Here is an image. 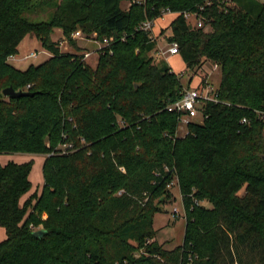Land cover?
Instances as JSON below:
<instances>
[{
    "label": "trees",
    "instance_id": "obj_1",
    "mask_svg": "<svg viewBox=\"0 0 264 264\" xmlns=\"http://www.w3.org/2000/svg\"><path fill=\"white\" fill-rule=\"evenodd\" d=\"M231 3L0 0V156H45L41 185L35 159L0 160V264H264V0ZM169 11L187 83L139 27ZM191 11L207 26L190 25ZM39 12L49 19L27 15ZM56 28L77 51V30L110 45L94 68L61 50ZM28 34L50 55L21 70L10 57ZM209 60L222 71L219 101L202 102L178 135L167 107ZM8 86L34 95L5 97ZM174 177L186 230L166 249L154 219Z\"/></svg>",
    "mask_w": 264,
    "mask_h": 264
},
{
    "label": "rangeland",
    "instance_id": "obj_2",
    "mask_svg": "<svg viewBox=\"0 0 264 264\" xmlns=\"http://www.w3.org/2000/svg\"><path fill=\"white\" fill-rule=\"evenodd\" d=\"M122 7L124 9H127L129 7L128 2H123ZM53 10V9H52ZM51 12V11H50ZM28 17L36 22L39 20H47L49 19V16L47 13H27ZM167 21V17L161 18L160 21H156L154 25V31H156L157 28L161 27L162 24H165ZM55 29V32L52 34V38L54 41L58 42L59 44L63 42L64 46H61V50L63 52H79L83 54L85 51L91 52V56L87 58L88 63L92 67H96L99 60V52L97 51L99 49V42L92 40L91 42L84 44H80L78 42L80 39L77 40V45L80 47L81 51H77V48L71 41H69L68 38L65 37L62 30ZM207 31L212 29L211 26H208ZM153 31V35H155V32ZM172 35V29H169L167 27H162L159 34L155 35L157 47L154 51V55L161 59H166L167 57L163 55L162 51H168V49L171 47V42L169 40V37ZM84 45V48L82 47ZM19 47V53L17 54L15 59H10V62L14 64L18 69H26L31 64H40L44 62L49 57V52L42 46L41 40L35 36L34 34H28L22 41ZM38 53L37 57L24 59L23 57L26 54L30 53ZM168 55V54H167ZM168 65L175 71L180 72L183 70V72H187V74L183 77L184 83L188 82L189 74L191 72H188L185 68L184 60L181 57H177V59L172 58L171 60L167 61ZM208 76L214 86H218L222 79V71L219 67H215V63L213 61L207 62L202 70L199 71L198 75L194 78L191 86L194 85V83L197 82L198 78L200 76ZM186 132V127L183 125L179 128L178 135H183ZM63 146V145H62ZM18 155L22 154H9V155H2L0 156L1 162H5V158L10 159H18ZM14 156V157H13ZM35 157V166H34V173H33V181H36V177L42 175V167L41 163L39 162L41 155H32ZM8 162V161H6ZM168 187L171 189V197L165 202L160 205V211L156 213L155 219H154V227L158 230L157 239L159 243H162L165 245L166 249H173L179 245H182L185 235V224H186V212L183 205V199L180 194L178 182L176 181V178L174 177L171 179L170 184ZM41 189V188H40ZM210 206V205H209ZM177 208L178 211L174 213V209ZM45 217V214L43 215ZM7 238V234L5 232V229L0 225V241L5 240Z\"/></svg>",
    "mask_w": 264,
    "mask_h": 264
},
{
    "label": "built area",
    "instance_id": "obj_3",
    "mask_svg": "<svg viewBox=\"0 0 264 264\" xmlns=\"http://www.w3.org/2000/svg\"><path fill=\"white\" fill-rule=\"evenodd\" d=\"M220 2V3H226L227 5L232 4L231 0H206V6L207 5H212L214 2ZM201 10H204V6L201 7ZM178 13H173L171 11L169 12H164L163 15L160 16V18L167 17V15H177ZM184 17L186 21L190 24L193 25L195 28H204L207 25H205V19L202 15V13L197 12V11H191V12H184ZM159 18V19H160ZM156 23V20H150L146 19L143 23L139 25L140 29L143 31H148L151 33L150 37L151 40H155L156 37L153 35L154 31V25ZM72 38L75 40H90L94 39L95 41H98L96 39V34H94L91 37H88L85 35V33L82 30H77L72 34ZM100 46L99 49L97 50L98 52L101 51L102 48L110 45L109 41L105 38L103 41H98ZM61 46L63 45V42L60 44ZM179 43L178 42H171V47L168 49V51H162L163 55L166 57L168 55H177L179 53ZM168 54V55H167ZM38 53H30L26 54L23 58L24 59H29L33 57H37ZM82 55V60L88 61L87 58L91 56V52L85 51ZM17 55H13L10 57V59H15ZM215 67H218V64L215 63ZM219 101L218 97V92H217V87L214 86L212 81L210 79L206 80L205 85H194L191 86L190 88L186 89L183 93V95L176 101L169 103L167 109L170 112L176 113L178 115V119H180V124L179 128L182 127L183 125L187 127L189 123L195 122L196 120H200L201 118V111H200V106L203 104L202 102L204 101ZM258 114L260 117L264 119V110H259ZM244 122L247 121V118L243 120ZM186 133V132H185ZM178 209H174V213L177 212ZM176 214V213H175Z\"/></svg>",
    "mask_w": 264,
    "mask_h": 264
},
{
    "label": "crops",
    "instance_id": "obj_4",
    "mask_svg": "<svg viewBox=\"0 0 264 264\" xmlns=\"http://www.w3.org/2000/svg\"><path fill=\"white\" fill-rule=\"evenodd\" d=\"M176 18V15H167V21H166V23L165 24H162L161 25V27H159V28H157L156 29V31H154L155 32V35H157V34H159L160 33V31H161V28L162 27H168V25L174 20ZM161 20V18L160 19H157L156 21H160ZM57 30H60V29H57ZM92 40H94V39H90V40H85V39H83V40H79L78 42H80V44L82 43V44H86V43H88V42H91ZM84 45H82V47L84 48ZM50 55V54H49ZM179 55L177 54V55H168L167 56V61H169V60H171L172 58H174V59H177V57H178ZM180 57V56H179ZM182 58V57H181ZM183 59V58H182ZM173 70V69H172ZM174 71V70H173ZM175 72V71H174ZM180 72H183V70H181ZM177 73V72H176ZM19 157H18V159H14V160H16V161H18V162H24V161H27V160H29V159H34L35 157H33L32 155H29V154H23V155H18ZM14 157V156H13ZM9 159H10V157L9 158H5V160L6 161H9ZM0 160H2V159H0ZM44 160H45V156L44 155H41V157H40V160H39V162L41 163V167H42V165H43V162H44ZM5 161V162H6ZM36 161V160H35ZM31 178H32V180H33V175L31 176ZM35 181V180H34ZM33 181V182H34ZM36 181H37V184L39 183L40 185L41 184H43V177H42V175H41V180H40V176H39V174H38V176L36 177ZM186 225V224H185ZM6 232V231H5Z\"/></svg>",
    "mask_w": 264,
    "mask_h": 264
},
{
    "label": "water",
    "instance_id": "obj_5",
    "mask_svg": "<svg viewBox=\"0 0 264 264\" xmlns=\"http://www.w3.org/2000/svg\"><path fill=\"white\" fill-rule=\"evenodd\" d=\"M3 94L5 97H10V98H21L22 96H28V95H34V93L29 92L27 90H16L13 86H8L6 89L3 90ZM46 230L45 229H39L34 231V235L41 238L45 234Z\"/></svg>",
    "mask_w": 264,
    "mask_h": 264
}]
</instances>
